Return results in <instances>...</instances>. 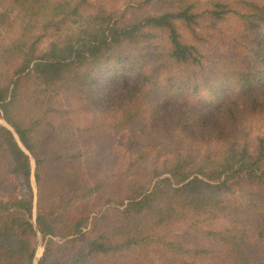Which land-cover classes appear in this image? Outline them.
<instances>
[{
    "label": "trees",
    "instance_id": "16d2710c",
    "mask_svg": "<svg viewBox=\"0 0 264 264\" xmlns=\"http://www.w3.org/2000/svg\"><path fill=\"white\" fill-rule=\"evenodd\" d=\"M256 1L140 0L129 8L154 2L152 10L125 21L128 10H98L102 4L91 0H13L21 20L43 12L47 25L73 16L77 26L46 50L27 34L4 50L20 63L0 84V113L35 158L38 199L34 223L30 156L0 125V264H34L39 234L38 264H264V138L252 146L249 130L238 126L264 116V40L236 37L227 71L213 79L196 45L206 33L201 17L236 13L256 26L264 19ZM53 87L67 93L72 103L61 114L74 122L39 141L45 135L14 110L27 93L30 106L48 107L44 94ZM64 130L77 131V141L56 154L70 144ZM102 166L109 168L97 179ZM16 183L20 195L1 199ZM105 186L113 190L96 211L92 195ZM88 198L92 207L80 204ZM108 210L115 221L104 227ZM69 213L81 214L67 222ZM222 221L228 227L213 229ZM179 230L209 235L223 255L189 244Z\"/></svg>",
    "mask_w": 264,
    "mask_h": 264
},
{
    "label": "rangeland",
    "instance_id": "374dc122",
    "mask_svg": "<svg viewBox=\"0 0 264 264\" xmlns=\"http://www.w3.org/2000/svg\"><path fill=\"white\" fill-rule=\"evenodd\" d=\"M65 1V0H60ZM140 1V0H91V2H98L102 5H99L98 10H105V9H115L120 11L121 13L127 11L125 21H132L135 16L140 14V12H150L152 10V6L154 2L145 3L140 9L135 8H129L132 3ZM259 4L264 5V0L256 1ZM244 5L241 4L240 8H242ZM16 4L13 2V0H0V84H6L11 80V77L14 75L15 70L17 69L18 64L20 63V58L15 61H9L8 54L4 52L5 49L14 46L15 43L20 41L25 34L29 35L30 37H33L32 35H36V40L38 43L36 45L40 50H46L50 48V43L53 39L57 37V35H65L69 32H71L77 25L73 24V16L69 19H65L64 17L59 14L61 22L58 24H48L47 25V19L45 18V15L43 12H40L39 14L31 17L26 18L25 20H21L20 18H23V16L18 17L19 12L15 9ZM231 8L235 9V5L231 6ZM242 10V9H241ZM245 10V9H244ZM199 32H206L204 34H201L202 37L201 41L196 42V45L201 49L203 53V61L205 68L204 74L208 76L209 78H215L221 74V72H226L227 69L225 66L229 63V57L231 54H233V48L235 47V44L233 43V40L236 37L240 36H247L252 37L256 39L263 38L264 40V19L259 20L258 23H256V26L252 23H245L240 16H238L236 13H230L225 18L212 21L205 19L204 17H201L199 19ZM30 21L31 26L29 28H25V23H28ZM58 21L57 18H55L52 22ZM255 21V20H254ZM184 38L186 42L191 43L193 42V37L191 34H189V31L183 28H181ZM39 36H42L40 39ZM244 49V48H243ZM249 50H252L248 48ZM244 49V50H248ZM239 50V49H238ZM238 50H235V53H237ZM246 53H240V56H245ZM134 78V77H131ZM34 88H37L36 84H33V87L30 91H33ZM117 88L122 91L123 86L118 85ZM26 88L25 86L22 87V91H24ZM203 89L205 90V94H207L208 90L207 87L203 86ZM67 93H65L62 89L59 88H51L47 93L44 94V97L46 100V108L38 110V108H33V106L29 105L30 101L26 99L28 96V93L25 95L24 99L22 100L21 105H17L16 109L14 110V115L16 116L17 120H19L23 125L28 126L30 125L33 129V133L36 131L38 134H44L45 136L43 138L39 137V141H47L48 135L50 132L57 133L59 130L57 129L59 125L62 122H65V124H71L73 123V116H69L66 114V116L62 117L61 110L66 108L70 103H72L70 100L66 97ZM43 113V115H41ZM246 121L239 122L238 126L242 130L244 127L249 130L250 133L249 138L252 142V146L255 145L257 140L260 138H264V116H252V117H246L244 118ZM0 125L5 126L9 130L12 131L15 139L19 137L18 133L15 131V129L6 122V120L3 118V114L0 113ZM53 126L57 127L54 128ZM75 126V125H71ZM69 126V127H71ZM63 130V129H62ZM66 136L67 140L70 144L66 145L65 147H61L59 149H62L63 151H56V154L59 152H70L71 143L77 141V138L74 137V134L77 133L75 131L74 133H71V131H67ZM241 136V133L239 134ZM18 136V137H17ZM35 137V135H34ZM38 139L36 137L34 138V141L37 142ZM61 140V138L59 139ZM20 141V139H19ZM38 143V142H37ZM87 144H90V142H86ZM63 144V143H62ZM59 145V144H58ZM175 144L173 142H170L168 144V148L171 151L172 146ZM200 144H198L199 146ZM127 147V146H126ZM200 150H205L206 146L200 145ZM23 149L25 150V153L30 156L31 159V170L36 172V162L33 155L23 146ZM52 150H58L55 148H50ZM125 150V149H124ZM51 151H47L49 153ZM202 154V153H201ZM96 163V162H95ZM101 163V162H99ZM109 167L102 166V169L95 175V178H102L104 172ZM10 175V174H9ZM36 177V176H35ZM13 178V176H12ZM91 180V179H90ZM15 181V179H14ZM31 184L33 185L35 197L34 198V204L37 202L38 199V187L36 179L31 178ZM252 190H258V188H251ZM9 191L8 195H5L1 197V199L5 200H13L14 197L20 195L19 191V185L18 183L15 184V186L11 189H7ZM113 189L110 187L105 186L103 190L96 191V193L93 196V201L96 205L95 210L99 211L102 210V206L106 200L105 192L110 193ZM3 192V191H2ZM119 192V191H118ZM1 193V191H0ZM253 192H250L252 194ZM100 196V197H99ZM91 201V198H88L87 201L81 202L80 204H85L87 202ZM92 203L89 202L90 207H92ZM37 205V203H36ZM48 208V207H47ZM74 211V207L72 208V212ZM96 212L92 213L91 216L95 217ZM102 213V212H101ZM70 215H67L65 220L67 222H70L71 216H80L81 213H69ZM37 215V208H34V217L33 221H35V216ZM101 215V214H100ZM105 218H102V225L105 227V225H109L110 223L115 221V213L111 210H108L104 212ZM91 218V217H90ZM92 219H90L91 221ZM96 220V218H94ZM186 227V226H185ZM225 227H228L226 223L218 222L217 225L213 226V229L216 230H223ZM183 228V227H179ZM85 230V229H84ZM188 233L187 236H185V240L189 242V244H201L202 246H205L207 248H214V251L216 249L217 252H219L218 257L220 255H223L224 251L220 247V245L216 244L215 241L211 240V237L209 235H206L203 232L200 231H188V230H179L180 233ZM181 236V235H180ZM57 241H62L60 238H55ZM44 241L42 239L41 234L38 236V242L36 248L38 249L37 253L38 255L35 258V264H38L40 258L42 257L44 253ZM74 247L77 249L80 247V244L78 242H73ZM219 248V249H218ZM203 255L201 257L207 259L209 256ZM122 258L113 260L111 264H121ZM150 264V263H147Z\"/></svg>",
    "mask_w": 264,
    "mask_h": 264
},
{
    "label": "water",
    "instance_id": "95a60500",
    "mask_svg": "<svg viewBox=\"0 0 264 264\" xmlns=\"http://www.w3.org/2000/svg\"><path fill=\"white\" fill-rule=\"evenodd\" d=\"M18 137V136H17ZM17 140H18V142H19V144H20V146L23 148V144L21 143V141H19V137L17 138ZM31 178L32 179H36V177H35V172L32 170L31 171ZM36 198V197H35ZM34 208H36V203H35V206H34ZM34 223H35V221H34ZM38 248V247H37ZM37 251H38V249L36 250V256H37ZM36 256H35V258H36ZM34 264H35V259H34Z\"/></svg>",
    "mask_w": 264,
    "mask_h": 264
},
{
    "label": "bare ground",
    "instance_id": "6f19581e",
    "mask_svg": "<svg viewBox=\"0 0 264 264\" xmlns=\"http://www.w3.org/2000/svg\"><path fill=\"white\" fill-rule=\"evenodd\" d=\"M37 255H38V253H37Z\"/></svg>",
    "mask_w": 264,
    "mask_h": 264
}]
</instances>
